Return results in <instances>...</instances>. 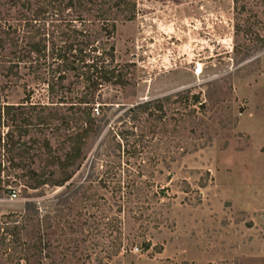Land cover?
<instances>
[{
	"label": "rangeland",
	"instance_id": "374dc122",
	"mask_svg": "<svg viewBox=\"0 0 264 264\" xmlns=\"http://www.w3.org/2000/svg\"><path fill=\"white\" fill-rule=\"evenodd\" d=\"M135 1L113 39L127 82L106 83L94 103L104 130L71 179L80 189L64 201V186L0 189V223L34 220L12 244L24 255L42 240L31 264H264V0ZM32 77L20 69L2 100L20 103L30 84L49 101ZM147 101L163 110H132ZM33 135L31 167L52 170L42 139L61 154V135ZM11 260L0 250V264H25Z\"/></svg>",
	"mask_w": 264,
	"mask_h": 264
},
{
	"label": "trees",
	"instance_id": "16d2710c",
	"mask_svg": "<svg viewBox=\"0 0 264 264\" xmlns=\"http://www.w3.org/2000/svg\"><path fill=\"white\" fill-rule=\"evenodd\" d=\"M13 8L19 9L15 21L5 17V11ZM136 9L135 0H0V71L10 76L4 85L0 80V189L3 193L13 197L18 187L64 186L66 189L60 195L64 201L80 189L71 179L104 130V119L96 116L100 108L94 103L106 83L125 85L127 82L124 80L126 66L116 62L113 39L119 23L133 20ZM22 68L27 69L38 85L47 86L49 101L43 102L40 98L34 101L35 88L30 84L26 85L25 97L20 103L2 100V90L17 82L13 78ZM54 98L57 101H50ZM193 98L194 103H201L198 95ZM63 106H67L69 114L62 110ZM152 107L163 110V105L154 106V101L140 103L132 110L149 112ZM55 121L59 123L53 126ZM48 128L61 135L63 151L56 154L50 139L45 137L41 144L53 169H36L31 166L38 156L40 137L33 134H43ZM1 156H7L8 165ZM16 168L22 170L16 171ZM25 213L37 215L36 202L26 201ZM4 216L5 220L0 223V250L9 251L11 262L25 260V264H31L34 257L43 253L42 240L26 243V255L16 254L12 244L21 240L22 230L36 223L31 222L34 220L30 216L24 221L18 215Z\"/></svg>",
	"mask_w": 264,
	"mask_h": 264
},
{
	"label": "built area",
	"instance_id": "2783aa9c",
	"mask_svg": "<svg viewBox=\"0 0 264 264\" xmlns=\"http://www.w3.org/2000/svg\"><path fill=\"white\" fill-rule=\"evenodd\" d=\"M193 72L195 75H201L204 73V67L202 66L201 63H196V65L193 67ZM97 113H99V111H97Z\"/></svg>",
	"mask_w": 264,
	"mask_h": 264
}]
</instances>
